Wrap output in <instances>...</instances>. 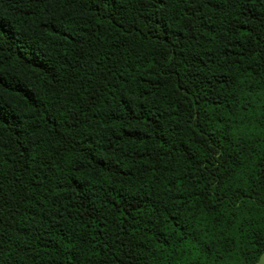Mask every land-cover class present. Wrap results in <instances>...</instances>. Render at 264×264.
I'll return each mask as SVG.
<instances>
[{"label": "trees", "instance_id": "trees-1", "mask_svg": "<svg viewBox=\"0 0 264 264\" xmlns=\"http://www.w3.org/2000/svg\"><path fill=\"white\" fill-rule=\"evenodd\" d=\"M264 0H0V264H257Z\"/></svg>", "mask_w": 264, "mask_h": 264}, {"label": "rangeland", "instance_id": "rangeland-1", "mask_svg": "<svg viewBox=\"0 0 264 264\" xmlns=\"http://www.w3.org/2000/svg\"><path fill=\"white\" fill-rule=\"evenodd\" d=\"M258 264H264V256L261 257L260 261L258 262Z\"/></svg>", "mask_w": 264, "mask_h": 264}, {"label": "crops", "instance_id": "crops-1", "mask_svg": "<svg viewBox=\"0 0 264 264\" xmlns=\"http://www.w3.org/2000/svg\"><path fill=\"white\" fill-rule=\"evenodd\" d=\"M262 256H264V255H262ZM262 256H261V257H262ZM260 259H261V258H260ZM259 261H260V260H259ZM257 264H258V263H257Z\"/></svg>", "mask_w": 264, "mask_h": 264}]
</instances>
